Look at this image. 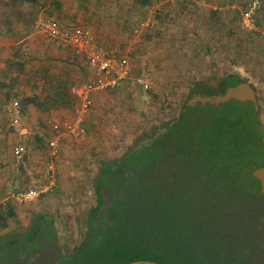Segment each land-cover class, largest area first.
Segmentation results:
<instances>
[{
  "label": "rangeland",
  "instance_id": "obj_1",
  "mask_svg": "<svg viewBox=\"0 0 264 264\" xmlns=\"http://www.w3.org/2000/svg\"><path fill=\"white\" fill-rule=\"evenodd\" d=\"M253 2L254 27L246 29L241 18ZM39 17L87 30L97 44L129 61L124 82L93 93L80 137L66 131L75 107L46 111L24 102L34 98L48 105L58 82L69 91L93 80L79 59L36 31ZM232 74L253 86L259 122L247 102L195 105L131 161L163 146L182 148L194 162H214L213 171L229 174L240 196L254 198L258 185L248 171L264 166V0H0V214L6 219L0 236L20 234L43 216L52 222L58 259L68 258L90 228L98 229L92 218L101 165L177 120L195 84L219 93L224 90L219 81ZM53 140L55 156L48 146ZM18 143L24 153L16 164ZM47 163L52 190L29 204L13 202L11 187L46 183ZM163 211L169 217L176 213ZM130 245L118 239L86 244L69 264L115 261ZM45 259L50 264L47 254Z\"/></svg>",
  "mask_w": 264,
  "mask_h": 264
},
{
  "label": "flooded vegetation",
  "instance_id": "obj_2",
  "mask_svg": "<svg viewBox=\"0 0 264 264\" xmlns=\"http://www.w3.org/2000/svg\"><path fill=\"white\" fill-rule=\"evenodd\" d=\"M184 113L180 112L177 120L157 129L151 136L138 140L137 145L120 158L101 165L102 176L95 181L99 193L97 202L101 200V205L92 218L96 223L94 225L101 224L109 207H125L127 211L123 214V220L125 217L126 222L133 223L131 226L135 231L141 230L139 227L144 222L147 231L155 233L157 241L169 216L160 207L156 211L150 209L151 206L144 208V197L153 201V193L168 195L170 199L162 198L161 205L179 208L181 248H188L195 258L187 260L182 255L181 263H195L197 258H201V261L208 258L203 263L264 264V192H261L258 179L253 177L258 185L257 196L242 197L233 188L229 174L219 169L213 171L216 166L214 162H194L191 153L185 149L176 150L169 146H163L145 158L131 161V155L152 147L156 139L150 145H142L135 150L142 141L153 138L165 128V133L160 137L163 138ZM107 164L113 165L112 172L119 165L123 167V176L118 177L116 173L103 176ZM261 167L264 166L253 169ZM138 201L141 202L138 204ZM141 218L142 225L135 222ZM25 233L18 234L19 237L11 241L20 243L17 264H45L48 260L45 259L46 254L50 264H59L55 236L45 235L43 231L34 241L23 240Z\"/></svg>",
  "mask_w": 264,
  "mask_h": 264
},
{
  "label": "trees",
  "instance_id": "obj_3",
  "mask_svg": "<svg viewBox=\"0 0 264 264\" xmlns=\"http://www.w3.org/2000/svg\"><path fill=\"white\" fill-rule=\"evenodd\" d=\"M214 12L215 11H213V13ZM239 82V78L236 75L232 74L221 79L219 81V84L223 86L224 89L227 86L235 85ZM201 85L202 84L200 83L194 85L196 92L211 94L210 92H204V87ZM53 87L54 88L52 92L49 94V100L51 101L48 105L34 98H26L24 102L32 103L33 105H35V107L41 108L46 111L65 107H74L75 102L70 93L71 87L68 91L67 88H65L60 82L55 84ZM249 105L251 106V104ZM251 109L253 111L252 106ZM177 123L178 122H176L175 124ZM112 166L113 165L111 164L105 167L103 176L110 173H116L118 177H122L124 174L123 167L119 165L116 170L112 172ZM253 170L254 169L252 167L248 172H251ZM153 195V201H149L148 198L144 197V199H146L144 208H148V206H151L150 209L156 211L160 207L162 209L168 210L169 212H176L174 216L175 219H172L174 217H169L168 222L165 223L164 230H162L161 232L160 239L158 238V240L156 241L154 238L155 233L152 234L149 230L147 231V227L144 222L143 225L140 223L142 218L139 220H135V222H138V224L142 225L139 227L141 230L135 231V229L131 226V224L133 223L126 222L125 217L123 220V214L126 213L127 208L123 207L122 209H118L116 206H111L106 209L105 218L103 219L101 224L98 225L99 229L94 230V227L90 228L68 258H59V264H69L72 258H74L78 251L82 250L83 246H85L86 244L117 241V239L122 242L130 243L132 247L128 248V250L126 249V253L123 252L124 254H121L120 257H117V260L105 264H128L134 261H152L157 264H205L203 262H207L208 258L204 261H201V258H197L195 263H181L182 255L186 256L187 260H194L195 258H193V255L191 254V251L188 250V248H181V228H178L180 227L178 223L181 219L180 210L176 207L161 205V203L163 202L162 198H169L168 195H158L156 193H153ZM96 196L97 198L99 196V193L97 191ZM140 202L141 201H138V204ZM153 203H155V205H153ZM100 205L101 200L98 199L97 208L93 211V215L98 212V208L100 207ZM8 215H13V212L10 208L8 209ZM109 217H114L115 220L111 222L107 220L108 222H106L105 220ZM5 220L6 219L0 214V222L3 223ZM43 231L45 232V235H48L50 237L55 236L52 230L51 220L43 216H38V218H36L31 223L30 228L23 235V240L34 241V239L39 238L41 232ZM117 233L119 234V236L117 235ZM17 237H19V235L15 236L14 238ZM19 247L20 243L11 242L7 243L5 249H0V264H17L16 261L18 258L17 253ZM112 257L108 258L110 259Z\"/></svg>",
  "mask_w": 264,
  "mask_h": 264
},
{
  "label": "built area",
  "instance_id": "obj_4",
  "mask_svg": "<svg viewBox=\"0 0 264 264\" xmlns=\"http://www.w3.org/2000/svg\"><path fill=\"white\" fill-rule=\"evenodd\" d=\"M257 2L247 8L241 18V26L246 29L254 27V12ZM34 28L42 33L53 46L69 51L79 59L85 68L93 75V80L86 86L73 85L70 93L75 102L73 121L66 126V131L73 137H80L84 129L82 122L88 116L92 106V95L107 89H114L124 82L130 74V64L126 57L104 49L97 44L87 30L64 27L51 18L39 17ZM146 87V86H145ZM18 112H16L17 116ZM61 135V134H60ZM59 137V133L58 136ZM57 140L49 143L51 156L57 152ZM24 153L20 143L14 147L16 164L19 163ZM46 183L37 182L27 189H20L17 185L11 187L9 198L17 204H29L42 195L50 192L54 187L55 179L52 175L51 163H47Z\"/></svg>",
  "mask_w": 264,
  "mask_h": 264
},
{
  "label": "water",
  "instance_id": "obj_5",
  "mask_svg": "<svg viewBox=\"0 0 264 264\" xmlns=\"http://www.w3.org/2000/svg\"><path fill=\"white\" fill-rule=\"evenodd\" d=\"M256 97L257 94L253 86L247 81H240L235 85L225 87L224 90L219 93H213V94H206L203 92L191 93L186 99L181 109V113L185 112L187 108L193 107L195 105H199L202 107L208 106L211 108H218L226 105L231 101H236L239 103L249 102L253 106V110L257 120H259V112H258L259 108ZM165 131H166L165 128L161 129L157 134L153 136V138L142 141L135 148V150L140 148L142 145L144 146L150 145L155 139L162 137ZM251 176L259 180L261 192H264V167L254 169L251 173ZM128 264H157V263L152 261H134Z\"/></svg>",
  "mask_w": 264,
  "mask_h": 264
},
{
  "label": "crops",
  "instance_id": "obj_6",
  "mask_svg": "<svg viewBox=\"0 0 264 264\" xmlns=\"http://www.w3.org/2000/svg\"><path fill=\"white\" fill-rule=\"evenodd\" d=\"M52 230H53V232H54V229H53V227H52ZM25 231H27V230H22V232H25ZM21 232V233H22ZM54 234H55V232H54ZM4 235V234H3ZM18 235V234H17ZM17 235H15V236H17ZM5 236V235H4ZM0 236V249L1 250H3V249H5L6 248V245H7V243H9V242H11L12 241V239L15 237V236H10V237H8V236ZM55 237H56V235H55Z\"/></svg>",
  "mask_w": 264,
  "mask_h": 264
}]
</instances>
